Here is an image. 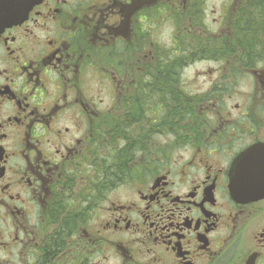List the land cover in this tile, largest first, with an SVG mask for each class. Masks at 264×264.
Here are the masks:
<instances>
[{
  "label": "flooded vegetation",
  "instance_id": "flooded-vegetation-1",
  "mask_svg": "<svg viewBox=\"0 0 264 264\" xmlns=\"http://www.w3.org/2000/svg\"><path fill=\"white\" fill-rule=\"evenodd\" d=\"M206 1L0 0V264H264V195L231 193L264 58L215 52L241 0Z\"/></svg>",
  "mask_w": 264,
  "mask_h": 264
},
{
  "label": "trees",
  "instance_id": "trees-1",
  "mask_svg": "<svg viewBox=\"0 0 264 264\" xmlns=\"http://www.w3.org/2000/svg\"><path fill=\"white\" fill-rule=\"evenodd\" d=\"M238 9L243 15L238 21L234 15V30L229 34L232 36L226 38L227 45L213 50L229 58H242L244 64L249 63L251 66L259 61L257 57L262 58L261 60L264 58L263 55L259 56V50L263 47L261 43L264 41V0H241L238 3ZM247 57L251 59V62H246Z\"/></svg>",
  "mask_w": 264,
  "mask_h": 264
},
{
  "label": "water",
  "instance_id": "water-1",
  "mask_svg": "<svg viewBox=\"0 0 264 264\" xmlns=\"http://www.w3.org/2000/svg\"><path fill=\"white\" fill-rule=\"evenodd\" d=\"M264 145L257 144L241 153L232 166L231 193L235 200L252 201L264 195L263 185L256 188L255 171L258 163L264 162ZM260 174L263 175L262 169Z\"/></svg>",
  "mask_w": 264,
  "mask_h": 264
},
{
  "label": "rangeland",
  "instance_id": "rangeland-1",
  "mask_svg": "<svg viewBox=\"0 0 264 264\" xmlns=\"http://www.w3.org/2000/svg\"><path fill=\"white\" fill-rule=\"evenodd\" d=\"M225 0H207L206 1V6L208 8V12H209V15H212V13H214V11H218L217 14H220V9L222 8V3L224 2ZM230 1H233L234 0H230ZM237 2V0H236ZM216 16V19H213V23L210 25L211 27V30L214 32L218 26L214 24V20H218L219 19V16L218 15H213V18H215ZM208 20H209V17H208ZM228 30L226 32V34L228 36H232V35H229L234 29L232 27V29L230 30L229 27H227ZM161 40L163 42V46H168L171 44V29L166 27L164 32H163V35L161 37ZM264 46L261 48V50H259L260 54L259 56L263 55L264 57ZM242 52H244L243 50H241ZM250 58H251V55H250ZM259 60H261L262 58H259L257 57ZM226 59H230L229 57H227ZM236 60L238 62H242V58H236ZM246 62H251V59H249L248 57L246 58ZM216 71H221L223 73H225L229 79L228 82H231L233 80L232 76L230 75V73H228L227 71H224L222 69V66H220V68H218V66L214 63H209V64H206V63H203V64H200V65H196L194 66V68H192L191 70H188L185 72V76L186 77H191L193 76V73L195 74L196 78H198V74H202L201 76H206V77H210V73H214ZM211 79H216V75H213V77ZM203 82V77L199 78V82H197L196 84V89H198V85L201 86V83ZM253 84V82L247 77L245 79H243V81L241 82V86H240V90H241V94L239 96H235L233 100L231 99H228V105H234V104H238L240 106H244L247 105L245 104L246 103V99H247V96H248V91L252 92V88H251V85Z\"/></svg>",
  "mask_w": 264,
  "mask_h": 264
}]
</instances>
